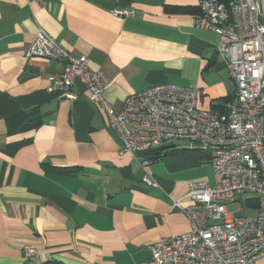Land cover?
Returning <instances> with one entry per match:
<instances>
[{"label": "crops", "instance_id": "0c3cea01", "mask_svg": "<svg viewBox=\"0 0 264 264\" xmlns=\"http://www.w3.org/2000/svg\"><path fill=\"white\" fill-rule=\"evenodd\" d=\"M199 0H0V264H139L164 237L190 230L191 180L215 184L210 154L171 142L142 180L144 153L119 152L104 109L77 81L64 98L63 64L27 54L42 27L104 69L117 112L131 93L163 83L196 86L222 111L236 86L216 32L198 28ZM133 8L134 16H117ZM40 121L38 127L33 122ZM257 264H264V258Z\"/></svg>", "mask_w": 264, "mask_h": 264}, {"label": "built area", "instance_id": "2783aa9c", "mask_svg": "<svg viewBox=\"0 0 264 264\" xmlns=\"http://www.w3.org/2000/svg\"><path fill=\"white\" fill-rule=\"evenodd\" d=\"M33 1L45 6L50 0ZM199 2L194 24L217 33V52L236 86L222 111L201 107L196 86L163 83L129 94L115 112L106 97L110 80L104 69L91 67L90 57L74 55L42 27L27 52L63 64L58 83L64 98L78 97L77 81L88 89L121 142L119 152L146 154L142 180L149 185H158L147 169L155 161L152 153L171 142L197 143L210 154L215 184L189 181L186 196L194 203L188 207L173 198V208L186 214L190 230L162 238L139 264H257L264 258V0ZM113 13L136 12L116 8ZM247 194L259 202L256 212L246 215L241 206L230 213L228 203ZM23 250L33 264L37 248L26 244Z\"/></svg>", "mask_w": 264, "mask_h": 264}, {"label": "rangeland", "instance_id": "374dc122", "mask_svg": "<svg viewBox=\"0 0 264 264\" xmlns=\"http://www.w3.org/2000/svg\"><path fill=\"white\" fill-rule=\"evenodd\" d=\"M248 197H253V196L250 195V194H247V195H244V196L242 197L241 200H237V202L234 201V202H232V203H228V211H229L230 213H234V212L238 211V210L240 209L241 206H244V207H245V208H244V213H245L246 215L254 214V213L256 212V210H255V209H252V208H250V207H247L246 204H245V200H246Z\"/></svg>", "mask_w": 264, "mask_h": 264}, {"label": "trees", "instance_id": "16d2710c", "mask_svg": "<svg viewBox=\"0 0 264 264\" xmlns=\"http://www.w3.org/2000/svg\"><path fill=\"white\" fill-rule=\"evenodd\" d=\"M222 1H225L226 3L229 2V0H222ZM199 11H200V9H199ZM40 124H41L40 121H38V122H33V124H31V126H33V127H38ZM159 155H161V150L152 153V156H153V159H154V160H157V159L159 158ZM258 203H259V202H258L254 197H249V198H247V199L245 200V204H246V206H248V207H250V208H252V209H255V210H256V209L258 208V206H259Z\"/></svg>", "mask_w": 264, "mask_h": 264}]
</instances>
